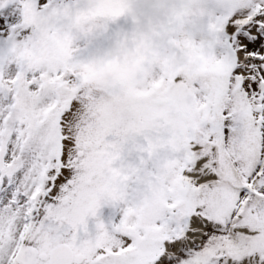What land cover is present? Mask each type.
<instances>
[{
    "label": "snow or ice",
    "instance_id": "snow-or-ice-1",
    "mask_svg": "<svg viewBox=\"0 0 264 264\" xmlns=\"http://www.w3.org/2000/svg\"><path fill=\"white\" fill-rule=\"evenodd\" d=\"M10 5L0 264H264V0ZM77 15L91 31L45 55L37 18Z\"/></svg>",
    "mask_w": 264,
    "mask_h": 264
},
{
    "label": "rangeland",
    "instance_id": "rangeland-1",
    "mask_svg": "<svg viewBox=\"0 0 264 264\" xmlns=\"http://www.w3.org/2000/svg\"><path fill=\"white\" fill-rule=\"evenodd\" d=\"M13 6H9L7 9L0 10L4 14H7L11 11ZM36 24L41 32L42 40L44 43V54L52 55V56H60L67 53L68 46L71 44L77 37L75 33L77 31L83 33L85 31H91V29H85L84 25V17L82 15H77L72 18L67 24L57 26L55 22H53L48 17H38L36 20ZM120 27L127 28L129 27L128 22H126L123 18L118 21ZM113 29L117 27V25L112 26ZM148 50V46L146 44H141L140 47H136L133 49L121 48L117 50L113 55V61L106 66L105 69L101 70L99 73H94V78L99 80L100 82H105L110 78L128 74L131 75L134 73L135 67L139 63V59H143V52ZM139 57V59H138ZM4 75H9L7 64L2 69ZM106 215L108 210H105Z\"/></svg>",
    "mask_w": 264,
    "mask_h": 264
}]
</instances>
